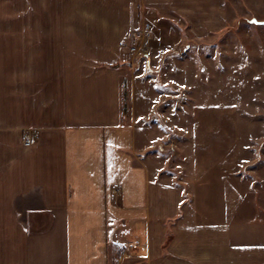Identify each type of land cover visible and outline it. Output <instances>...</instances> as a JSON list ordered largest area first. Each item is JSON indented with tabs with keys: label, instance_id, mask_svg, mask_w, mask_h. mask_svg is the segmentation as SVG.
<instances>
[{
	"label": "crops",
	"instance_id": "obj_1",
	"mask_svg": "<svg viewBox=\"0 0 264 264\" xmlns=\"http://www.w3.org/2000/svg\"><path fill=\"white\" fill-rule=\"evenodd\" d=\"M225 4L0 0V264H118L129 245L124 264H264L263 176L224 157L220 186L186 183L174 124L123 103L131 73L152 86L154 26L217 35Z\"/></svg>",
	"mask_w": 264,
	"mask_h": 264
},
{
	"label": "rangeland",
	"instance_id": "obj_2",
	"mask_svg": "<svg viewBox=\"0 0 264 264\" xmlns=\"http://www.w3.org/2000/svg\"><path fill=\"white\" fill-rule=\"evenodd\" d=\"M225 9L227 28L206 38L185 32L166 37L154 26L149 40L152 61L145 74L136 76L151 78L152 86L138 84L134 90L133 73L123 82L127 116L133 115L134 99L140 112L136 116H148L150 107L151 122L174 124L175 135L166 140L172 148L178 146L174 160L182 161V177L195 186H220L213 178H222L219 159L224 157L232 159L226 162L232 169L242 163L248 176L264 178V24L252 22L264 21V0H226ZM157 91L165 96L157 97ZM161 145L165 149L167 144Z\"/></svg>",
	"mask_w": 264,
	"mask_h": 264
},
{
	"label": "built area",
	"instance_id": "obj_3",
	"mask_svg": "<svg viewBox=\"0 0 264 264\" xmlns=\"http://www.w3.org/2000/svg\"><path fill=\"white\" fill-rule=\"evenodd\" d=\"M149 29V26L146 27V30ZM140 36L138 35L136 38H134L130 44V51L132 53L136 52L138 49V42H139ZM35 143V139L33 138H27L25 139L26 145H31ZM134 248L133 245H129L128 247H125L118 255H117V262L118 264H124L123 260L128 256L130 251Z\"/></svg>",
	"mask_w": 264,
	"mask_h": 264
},
{
	"label": "water",
	"instance_id": "obj_4",
	"mask_svg": "<svg viewBox=\"0 0 264 264\" xmlns=\"http://www.w3.org/2000/svg\"><path fill=\"white\" fill-rule=\"evenodd\" d=\"M252 22L255 23V24H264V21L260 22V21H257L256 19H253Z\"/></svg>",
	"mask_w": 264,
	"mask_h": 264
}]
</instances>
